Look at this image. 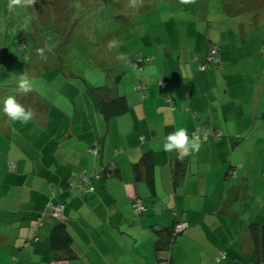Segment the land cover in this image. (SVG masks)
<instances>
[{
  "label": "crops",
  "instance_id": "1",
  "mask_svg": "<svg viewBox=\"0 0 264 264\" xmlns=\"http://www.w3.org/2000/svg\"><path fill=\"white\" fill-rule=\"evenodd\" d=\"M212 44L221 49V69L192 66L183 72L157 61L131 72L128 81L106 85L111 90L101 95L123 97L128 104L124 114L109 120L82 81L63 84L72 104L53 82L30 92L8 90L33 117L23 124L1 122L0 247L14 250L15 258L19 254L18 264H159L158 248L177 212L190 228L173 244V264H217L221 250L228 258L219 264L253 263L251 242L240 230L250 222L264 224V33H206L199 59ZM44 67L34 63L39 74ZM4 75L0 91L11 80L4 82ZM161 78L169 83L166 91L157 85ZM66 104L67 113L61 111ZM198 125L224 136L197 141L199 150L187 157L157 149L178 127L191 137ZM92 145H99L95 157L87 152ZM146 155L149 170L141 161ZM111 161L114 177L91 178L94 166ZM232 167L237 177L227 180ZM51 192L57 193L55 203L65 204L72 258L62 249L52 253L58 221L46 207ZM138 199L148 208L142 217L133 211ZM41 220L40 241L21 251Z\"/></svg>",
  "mask_w": 264,
  "mask_h": 264
},
{
  "label": "rangeland",
  "instance_id": "2",
  "mask_svg": "<svg viewBox=\"0 0 264 264\" xmlns=\"http://www.w3.org/2000/svg\"><path fill=\"white\" fill-rule=\"evenodd\" d=\"M78 1L0 0V75L4 73L11 79L8 87L0 91V97L16 89L22 74L30 80L32 89H43L53 82L54 88L69 95L71 92L64 82L82 81L90 88L102 89L109 84L118 85L128 81L133 70L130 58L116 57L130 52L132 61L136 53L152 56L147 52L150 47L167 46L170 51L166 62L172 68L184 72L193 66L196 70L201 58L198 48L202 36L206 40V33H264V0H119L109 12L106 10L107 16L92 22L84 18L75 21L72 11ZM95 2L101 10V2ZM147 6L150 9L145 11ZM112 16L126 19L125 23L122 26L113 23L105 28L104 20ZM252 24L258 28H252ZM77 33H85L84 46L90 50L96 48V53L92 50L90 56H79V44L84 41L78 39ZM132 33H136L137 43L132 42ZM92 40L93 47L89 44ZM111 40L117 41L118 47L109 51L107 43ZM17 57H26L25 64L19 62V69L9 67ZM34 63H45L40 74ZM13 71L16 74L11 76ZM67 109L66 104L61 111L67 113ZM55 120L56 117L52 119ZM9 250L0 247V264H18ZM16 257L19 260L20 255L16 253Z\"/></svg>",
  "mask_w": 264,
  "mask_h": 264
},
{
  "label": "trees",
  "instance_id": "3",
  "mask_svg": "<svg viewBox=\"0 0 264 264\" xmlns=\"http://www.w3.org/2000/svg\"><path fill=\"white\" fill-rule=\"evenodd\" d=\"M95 1L101 2V5L103 6L101 10L99 9V5H97V3ZM95 1L94 2H89V1L85 2V0H79L78 2H75L74 9H73L74 11H72V12H74L75 21H77L79 18H84L85 20L88 19L89 22H92L95 19L97 21H100V19H98V18H101V17L103 18L104 15L107 16L106 10H108V12H109V10L112 8L113 4L118 2L119 0H95ZM149 9H150V6H147L145 8V11H148ZM125 20L126 19H124L122 21L120 19H117L116 16H112L111 18L109 17V19H105L103 22V25L105 28H107L108 26H110L113 23H118L119 25L122 26L125 23ZM251 26H252V28L256 27V25H254V24H252ZM257 28H258V26L256 27V29ZM77 34H78L77 35L78 39L82 38L84 41L83 43L79 44V47L81 49L79 56L85 57V56H83L84 54H87L90 56L92 50H93L92 51L93 54L96 53L95 52L96 48L93 47L95 45L93 40L89 41V44L93 47L92 50H90L89 47L84 46L85 44H87V36L85 35V33H82V34L77 33ZM91 36L93 37L94 34ZM74 37H75V35H73V38ZM145 38H146V36H145ZM137 41L138 40L136 39V33H132V42L137 43ZM214 47H217L218 50L215 53H212ZM152 48H154L155 51H152L151 50ZM263 48L260 49V56L264 60V49ZM169 51L170 50L167 48V46L160 47V48L150 47L149 50H147V52L151 53L150 55H152V56H149V55L138 56V53H136L137 56L132 61V53L130 52V54H128L127 56H124L123 60H126V58H130V62L132 65V70H133L132 72L143 71L149 65H152V63H156L159 58H160L161 62L164 63V65H166L167 67L168 66L171 67V65L166 62V60L168 61L166 54ZM220 51H221V49L218 45H216V44L210 45L207 55L205 57H203L202 59H198L199 60L198 68L200 70H206L209 67V65H213L214 66L213 68L221 69L222 63H221L220 57H219ZM209 58L211 60H209ZM25 59H26V57L25 58L17 57L12 62L13 64L10 65L9 67H14L16 69H19L18 68L19 62L23 63V62H25ZM23 64H25V63H23ZM22 66H20V69ZM98 66L103 67L102 64H98ZM172 69H174V68H172ZM11 73L16 74L15 71L10 72V75H11ZM263 74H264V72H263ZM8 77L9 76L4 75V78H3L4 82L8 80ZM162 83L165 86H162L161 85ZM157 85L159 86V88L161 90L166 91V90H168L169 83L167 81H165L164 79H162V80L157 82ZM110 88L111 87H108V86H104L103 89H102V87L92 88V91L94 92L93 95H94V99H95L97 108H99L100 112L108 120L113 118V117L122 115L128 110V104L125 101V98L118 97L115 99H109V98H105L104 97L105 95L104 96L101 95L103 90H105L106 92L109 93V91L111 90ZM65 96H66L65 98H67V99L64 98L65 102H67L68 104H72L70 102L71 99H69L70 98L69 94H67ZM166 101H168L170 104H171V102H173L170 99H166ZM78 102L79 101H77V103ZM46 103H47V101H45L43 105L45 106ZM58 103H61V102L58 101ZM58 103L55 104V108L58 107L57 106ZM62 103H63V101H62ZM47 105L50 106L49 103ZM172 110H174V108H172ZM192 115L194 118H196V116H197L196 113H193ZM5 118L6 117H4L2 114H0V127H1V125H2V127H4V125L1 124V122H2V119H5ZM5 128H7V127H5ZM223 136L224 135L220 130L211 129V128L201 126V125L196 126L195 130L191 133L192 138H194L196 141H201V142H207L210 140L220 141L223 138ZM87 152L92 157L97 156L98 152H99V145L90 146L88 148ZM115 152L119 153V152H121V150H115ZM141 161H143L145 163L144 166H145V168L147 167L146 170H149L148 164L151 161H149L147 155L142 157ZM151 170H152V168H151ZM8 171L14 172L15 171V165L10 164ZM93 172L91 174L92 179L98 178L100 176V173L104 174L106 178H112L116 175V164L111 161V162H108L106 165L102 166L101 168H99V167L96 168L94 166ZM85 174H86V171L84 170L82 175L85 176ZM241 175H243V174H241ZM236 177H237L236 168L235 167L230 168L227 175H226V179L229 180L231 178H236ZM244 177H245V175L241 176V179H244ZM150 178L148 179V181L151 180ZM263 178H264V174H263ZM177 179H179V174L177 172H175V181L176 182H178ZM88 181H89L88 179H85V182H88ZM90 191H93V188H91ZM60 192H62L61 189H60ZM56 197H57V193L51 192L50 196L48 198V202L46 204V207L48 209V215H50L53 219L58 221V226L55 228L53 235L51 237V241H50L51 245L50 246H51L53 255L57 256V254L59 253V250L62 249V250H64V253L66 252V255H68V256H70V258H72L73 253H72L71 247H70V244L72 243V239L70 238V236H68L67 232L65 231V229L67 227L66 225L68 224V219H67V216L65 214V204L62 202L55 203ZM138 200H140L143 203V210L137 211V208H136V201L137 200H135L132 202L133 211L137 217H142L144 214H146V212L148 211V208H147V205H146L144 200H142V199H138ZM59 206H63V212H62L60 218L55 217L53 215L54 209L59 207ZM173 214L175 215L174 219L172 221V224L170 225V227L167 230L168 239L165 241V243L160 244V247L158 248V254H159L158 262H159V264H173V261H172L173 244L177 239L182 237L185 234V232L188 231V229L190 228L188 223H186L183 219L179 218V214L177 212H173ZM45 215H47V214L43 213L42 217L44 218ZM43 225H44V222L41 220L38 223V225L36 227H34V229H32L31 237L28 239V241H25V244H23V246H21L19 248L21 251H24L25 249H27L31 245L38 243L40 241L38 231ZM240 231H241L242 237L245 236V237L249 238V240L251 242V248H252L251 251L255 256V261L253 263H249V264H264V224H262L260 222H250V223L244 225ZM159 243L160 242H158V244ZM10 253L12 254V252H10ZM13 258H14V255H13ZM227 258H228L227 252L225 250H223V251L221 250L216 255L214 262L219 264L221 262L226 261ZM14 259L16 261L18 260L17 257Z\"/></svg>",
  "mask_w": 264,
  "mask_h": 264
},
{
  "label": "clouds",
  "instance_id": "4",
  "mask_svg": "<svg viewBox=\"0 0 264 264\" xmlns=\"http://www.w3.org/2000/svg\"><path fill=\"white\" fill-rule=\"evenodd\" d=\"M118 47V42L111 40L107 43V49L109 51ZM118 60H123V54L116 57ZM18 88L23 92H29L32 89V84L28 78L22 74L19 77ZM0 114L5 116L8 122L12 124L27 123L33 117V112L30 108H26L19 103L15 96H8L2 104H0ZM157 149H161L165 152L177 151L181 153L183 157H187L199 150V143L189 136L185 127H178L174 132L169 133L162 146L157 145Z\"/></svg>",
  "mask_w": 264,
  "mask_h": 264
},
{
  "label": "built area",
  "instance_id": "5",
  "mask_svg": "<svg viewBox=\"0 0 264 264\" xmlns=\"http://www.w3.org/2000/svg\"><path fill=\"white\" fill-rule=\"evenodd\" d=\"M217 50H218V48L217 47H214L212 53H215ZM209 60H211V59L209 58ZM161 85L162 86H165L163 83ZM136 208H137V211H142L143 210V203L140 200H137L136 201ZM62 212H63V206H59V207H57V208L54 209L53 215L55 217L60 218Z\"/></svg>",
  "mask_w": 264,
  "mask_h": 264
}]
</instances>
